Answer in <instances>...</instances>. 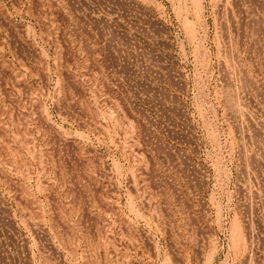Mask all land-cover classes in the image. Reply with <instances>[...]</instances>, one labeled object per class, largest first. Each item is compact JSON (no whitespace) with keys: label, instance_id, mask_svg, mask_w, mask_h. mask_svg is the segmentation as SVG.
Wrapping results in <instances>:
<instances>
[{"label":"rangeland","instance_id":"1","mask_svg":"<svg viewBox=\"0 0 264 264\" xmlns=\"http://www.w3.org/2000/svg\"><path fill=\"white\" fill-rule=\"evenodd\" d=\"M0 264H264V0H0Z\"/></svg>","mask_w":264,"mask_h":264},{"label":"built area","instance_id":"2","mask_svg":"<svg viewBox=\"0 0 264 264\" xmlns=\"http://www.w3.org/2000/svg\"><path fill=\"white\" fill-rule=\"evenodd\" d=\"M225 101V100H224ZM223 101V102H224ZM241 153V148H237L234 151L235 157L239 158V155ZM242 170L241 165L238 162V164L235 166L234 170L231 173V177L234 176L235 179L231 180L230 184L232 187V195L231 199L229 201L230 209L232 211V215H243L248 213V209L251 208L250 214H248L245 217L251 216V219L258 216V213H254V201L251 200L250 202L247 199V192L245 191L243 182H242ZM257 207V206H256ZM253 231V228H252Z\"/></svg>","mask_w":264,"mask_h":264}]
</instances>
